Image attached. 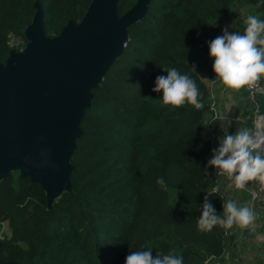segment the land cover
Returning a JSON list of instances; mask_svg holds the SVG:
<instances>
[{
	"label": "trees",
	"instance_id": "trees-1",
	"mask_svg": "<svg viewBox=\"0 0 264 264\" xmlns=\"http://www.w3.org/2000/svg\"><path fill=\"white\" fill-rule=\"evenodd\" d=\"M93 1L0 0V66L12 52L10 33L29 42L26 32L38 7L45 36L56 39L69 22H82ZM137 2L119 0L118 17ZM245 9L264 20V0H150L147 15L128 29L124 51L91 91L69 157L68 189L49 202L41 185L19 171L0 181L3 261L125 264L131 251L148 247L153 257L171 253L183 264L224 260L228 229H197L206 195L216 213L225 202L208 166L212 102L200 74L214 71L204 59L214 32L231 26ZM163 68L190 75L204 108L164 105L162 92L152 91L156 78L167 75ZM170 189L180 190L187 210L169 204Z\"/></svg>",
	"mask_w": 264,
	"mask_h": 264
},
{
	"label": "water",
	"instance_id": "water-1",
	"mask_svg": "<svg viewBox=\"0 0 264 264\" xmlns=\"http://www.w3.org/2000/svg\"><path fill=\"white\" fill-rule=\"evenodd\" d=\"M118 1L94 0L82 22H69L56 39L45 36L38 7L25 51H12L0 66V181L19 171L49 202L57 185L69 184V157L91 91L124 51L128 29L149 11L150 0H138L119 18Z\"/></svg>",
	"mask_w": 264,
	"mask_h": 264
},
{
	"label": "clouds",
	"instance_id": "clouds-1",
	"mask_svg": "<svg viewBox=\"0 0 264 264\" xmlns=\"http://www.w3.org/2000/svg\"><path fill=\"white\" fill-rule=\"evenodd\" d=\"M244 23L246 27L243 35L225 28L223 35L209 42V54L214 58L216 78L226 88L236 91L243 88L251 90L264 77V20L248 15ZM163 70L167 75L156 78L152 91L162 92L164 105L178 108L188 103L196 110L204 108L202 93L190 75L181 74L176 68ZM212 111H215L214 105ZM208 166L218 169L217 175L226 176L231 181L229 187L234 185L237 190H244L249 182L255 181L260 190L264 191V114L256 115L251 128L242 125L235 134L225 131L219 139V146L212 151ZM156 183L161 190L167 191L163 177H158ZM223 209V214L217 215L209 195H206L201 216L197 219L198 231L211 232L217 225L225 230L234 225L246 229L256 219L250 206H238L232 200L224 202ZM125 264H183V257L171 253H157L153 257L152 249L148 247L146 250L131 251Z\"/></svg>",
	"mask_w": 264,
	"mask_h": 264
},
{
	"label": "crops",
	"instance_id": "crops-1",
	"mask_svg": "<svg viewBox=\"0 0 264 264\" xmlns=\"http://www.w3.org/2000/svg\"><path fill=\"white\" fill-rule=\"evenodd\" d=\"M220 32V36L223 35V31ZM239 33L243 35L244 31ZM204 59L214 63V58L210 54L205 55ZM200 76L210 91L212 106H215V111H212L207 120L205 131L206 137L211 140L215 149L219 146V139L224 136L225 131L228 134H235L242 125L249 127L244 120L246 114L256 109L264 112V97L253 99L246 88L239 91L226 88L216 78L214 71L201 73ZM218 171L214 167L212 175L216 179L218 191L225 197V202L232 200L238 206H250L256 214V219L249 228L241 229L234 225L227 230L229 243L226 256L223 261H215L214 264H264V210L258 204L250 202L248 190L253 187V182H249L246 189L237 190L234 185L229 187L231 181L226 176L217 175ZM223 211L216 214L222 215Z\"/></svg>",
	"mask_w": 264,
	"mask_h": 264
},
{
	"label": "built area",
	"instance_id": "built-area-1",
	"mask_svg": "<svg viewBox=\"0 0 264 264\" xmlns=\"http://www.w3.org/2000/svg\"><path fill=\"white\" fill-rule=\"evenodd\" d=\"M10 39V45L12 48V51L16 53H23L28 45V43L19 36H16L13 33L9 34ZM247 89V92L249 96L253 99H256L258 97H264V82L262 79L258 82L257 86L253 89ZM210 92V91H209ZM257 114H264L261 110H254L253 112H250L245 115L244 120L249 125V128L253 126V120L256 117ZM216 191H218L217 187L215 188ZM250 202L252 204H258L263 210H264V191L260 190V187L257 182L253 181V187L248 190ZM253 194H255L256 198L253 199ZM2 238L1 231H0V239Z\"/></svg>",
	"mask_w": 264,
	"mask_h": 264
},
{
	"label": "rangeland",
	"instance_id": "rangeland-1",
	"mask_svg": "<svg viewBox=\"0 0 264 264\" xmlns=\"http://www.w3.org/2000/svg\"><path fill=\"white\" fill-rule=\"evenodd\" d=\"M250 15V11L249 10H243L242 11V16H240L231 26H225L223 29H221L222 31L225 28H228V30L230 32H240V31H244L245 32V19L247 18V16ZM236 25H238V27H235ZM220 29L216 32H214V37H218L220 36ZM19 170V169H16ZM56 185V182L54 183ZM68 189V183L67 181H63L62 184H59L56 186V190L55 193L52 196V199L57 198L59 195H61L65 190ZM169 204L171 206L180 208V209H184L187 210V208L182 204L181 200H180V190L178 189H170L169 190ZM7 230V226H5V231Z\"/></svg>",
	"mask_w": 264,
	"mask_h": 264
},
{
	"label": "bare ground",
	"instance_id": "bare-ground-1",
	"mask_svg": "<svg viewBox=\"0 0 264 264\" xmlns=\"http://www.w3.org/2000/svg\"><path fill=\"white\" fill-rule=\"evenodd\" d=\"M55 182L57 183V182H59V180L58 179H53L52 180V183H53L54 186H55V184H54Z\"/></svg>",
	"mask_w": 264,
	"mask_h": 264
}]
</instances>
